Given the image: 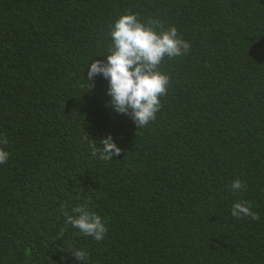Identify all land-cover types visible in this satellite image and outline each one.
<instances>
[{"label": "trees", "instance_id": "trees-1", "mask_svg": "<svg viewBox=\"0 0 264 264\" xmlns=\"http://www.w3.org/2000/svg\"><path fill=\"white\" fill-rule=\"evenodd\" d=\"M128 12L190 44L140 129L87 74ZM0 134V264H264V0H0ZM109 135L120 155L93 157ZM85 201L99 242L60 211Z\"/></svg>", "mask_w": 264, "mask_h": 264}, {"label": "clouds", "instance_id": "clouds-1", "mask_svg": "<svg viewBox=\"0 0 264 264\" xmlns=\"http://www.w3.org/2000/svg\"><path fill=\"white\" fill-rule=\"evenodd\" d=\"M108 35L111 44L104 55L106 61L91 60L87 67L88 79L93 80L97 74H103L108 80L107 94L111 97L108 105L118 113L129 115L139 129L143 128L155 121L162 107L160 98L167 95L170 77L159 71L160 64L165 57L174 59L186 55L190 44L180 36L175 26L165 28L163 21L153 18L144 22L139 13L131 12L120 15L112 22ZM88 85L89 89L94 86ZM7 143V136L0 134V164L6 163L9 158V153L3 147ZM100 143L103 147H97L93 140L89 143L91 155L100 160H113V156L120 155L122 151L111 135ZM229 187L235 194L244 185L236 179ZM65 208L62 205L60 209L65 217V225L77 228L81 234L98 242L105 238L108 231L105 222L90 209L88 201L72 207L71 213ZM231 215L237 219H260L259 214L252 211L250 203L243 199L233 203ZM64 231L61 228V234ZM70 250L82 264L87 260L86 250Z\"/></svg>", "mask_w": 264, "mask_h": 264}]
</instances>
